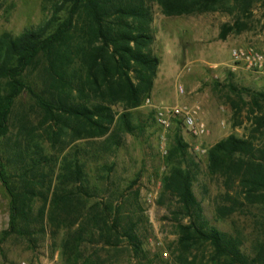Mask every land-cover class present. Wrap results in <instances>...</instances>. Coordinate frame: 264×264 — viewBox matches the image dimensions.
I'll return each instance as SVG.
<instances>
[{"label": "trees", "instance_id": "16d2710c", "mask_svg": "<svg viewBox=\"0 0 264 264\" xmlns=\"http://www.w3.org/2000/svg\"><path fill=\"white\" fill-rule=\"evenodd\" d=\"M256 1L57 0L43 23L17 34L0 32V146L5 142L7 147L6 156L0 153V181L9 196L8 224L0 232V242L11 233L32 232L31 226L48 222L72 232L63 246L73 261L86 233L90 240L97 233L99 240L112 243L121 226L119 208L100 201L88 206L83 197L85 172L75 157L78 148L69 155L72 159L61 153L78 140L113 134L119 126L132 131L129 111L151 95L159 64L150 51L152 4L165 16L216 10L242 16ZM241 16L222 24L220 37L246 28ZM32 74L39 89L31 85ZM25 91L33 98L29 112L36 113L37 122L28 112L16 110ZM248 95V101L229 99L233 125H240L237 116L247 106L251 117L245 134H229L206 151L207 172L221 178L231 201L216 205L223 216L244 205L264 206V91ZM187 149L188 143L175 131L161 179L162 192L175 202L177 237L172 252L182 264H264V217L263 238L250 247L239 234L212 225L193 190L198 165ZM56 152H61V163L53 182ZM10 163L17 166L15 171L8 169ZM124 233L136 252L137 235L129 228Z\"/></svg>", "mask_w": 264, "mask_h": 264}, {"label": "rangeland", "instance_id": "374dc122", "mask_svg": "<svg viewBox=\"0 0 264 264\" xmlns=\"http://www.w3.org/2000/svg\"><path fill=\"white\" fill-rule=\"evenodd\" d=\"M55 2L57 0H0V32L17 34L25 27L43 23L50 17ZM151 11L150 51L158 57L159 64L151 95L147 98L152 104L196 107L197 118L205 123L207 133L194 137L177 119L163 128L154 120L151 105L143 102L129 111L132 131L119 126L113 134L110 131L102 137L78 140L62 153L56 152V157L59 153L69 156L78 148L75 157L87 180L84 184L87 196L83 195L86 204L100 201L118 207L119 232L110 239L112 243L99 240L97 233L90 240L86 233L79 246V257L73 261L68 259L63 246V239L72 232L44 222L41 227L31 226L32 232L11 233L1 241L0 264H182L177 252H172L177 237L172 213L175 202L162 192L161 184L167 169L168 146L175 131L188 143V154L198 165L193 190L209 222L223 231L239 234L248 247L263 238L264 206L244 205L224 216L216 211V205L228 206L231 201L225 197L221 178L208 174L206 151L229 134L243 136L250 126L247 106L237 116L240 125H233L229 99L248 101L249 92L264 91V77L233 62L231 57V50L236 46L264 47V0H257L251 12L242 16L224 10L165 16L157 4L151 5ZM238 16L247 23L246 28L220 37L222 24H232ZM30 80L32 87L40 88L35 74ZM32 102L31 94L25 91L17 99L16 110L28 112L30 119L37 122L36 113L29 112ZM115 110L120 108L115 107ZM5 151L7 147L2 142L0 153L6 156ZM56 157L51 163L53 182L61 163ZM15 167L10 163L8 169L15 171ZM8 217L9 196L0 181V232L7 227ZM128 228L140 242L136 252L124 235Z\"/></svg>", "mask_w": 264, "mask_h": 264}, {"label": "built area", "instance_id": "2783aa9c", "mask_svg": "<svg viewBox=\"0 0 264 264\" xmlns=\"http://www.w3.org/2000/svg\"><path fill=\"white\" fill-rule=\"evenodd\" d=\"M232 61L243 65L249 71L264 77V47L257 49L253 46H236L231 50ZM144 102L151 105L156 123L167 128L173 119L180 121L185 130L194 137L207 133L204 122L197 118V108L188 105L152 104L150 98Z\"/></svg>", "mask_w": 264, "mask_h": 264}]
</instances>
